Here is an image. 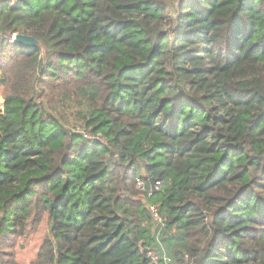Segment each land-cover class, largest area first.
Here are the masks:
<instances>
[{
  "label": "trees",
  "instance_id": "1",
  "mask_svg": "<svg viewBox=\"0 0 264 264\" xmlns=\"http://www.w3.org/2000/svg\"><path fill=\"white\" fill-rule=\"evenodd\" d=\"M0 90V264H264V0H0Z\"/></svg>",
  "mask_w": 264,
  "mask_h": 264
},
{
  "label": "rangeland",
  "instance_id": "2",
  "mask_svg": "<svg viewBox=\"0 0 264 264\" xmlns=\"http://www.w3.org/2000/svg\"><path fill=\"white\" fill-rule=\"evenodd\" d=\"M175 12H171V16H174ZM171 35H174L172 29L170 30ZM30 45H38L39 43L30 38ZM1 93V90H0ZM82 102V101H81ZM52 111H54L57 115H61L63 117L64 123L67 125L68 129L72 132H76L78 130H82L85 128V122L78 118L77 111L80 107L77 106L76 103L69 102L68 104L56 103L53 107ZM49 234V218L48 215L45 214L43 219L41 220L37 229L31 233L26 238L19 239L15 246V254L18 258V261L21 264H32L38 257L39 249L45 240V238Z\"/></svg>",
  "mask_w": 264,
  "mask_h": 264
},
{
  "label": "built area",
  "instance_id": "3",
  "mask_svg": "<svg viewBox=\"0 0 264 264\" xmlns=\"http://www.w3.org/2000/svg\"><path fill=\"white\" fill-rule=\"evenodd\" d=\"M15 36L16 34L12 36L11 41H15ZM76 132L82 133L86 138H93L91 134L86 130V128H83L82 130H78ZM136 184H137V188L144 190L146 183L144 180L138 179ZM157 184L158 186L160 185L159 182ZM150 212L153 216V222L155 224L154 228L157 231L159 228L164 226V220L161 217L157 206L151 205ZM147 254L151 261V264H173L172 258L168 256V254H166L164 250L161 252L149 247ZM185 259H186V264H192V262L189 263L188 255H186Z\"/></svg>",
  "mask_w": 264,
  "mask_h": 264
},
{
  "label": "water",
  "instance_id": "4",
  "mask_svg": "<svg viewBox=\"0 0 264 264\" xmlns=\"http://www.w3.org/2000/svg\"><path fill=\"white\" fill-rule=\"evenodd\" d=\"M15 41L18 42V43L24 44V45H30V43H29L30 42V37L27 36V35H24V34H16ZM149 182H150L151 190L153 192L158 191L159 186L157 184L156 178L151 177Z\"/></svg>",
  "mask_w": 264,
  "mask_h": 264
}]
</instances>
